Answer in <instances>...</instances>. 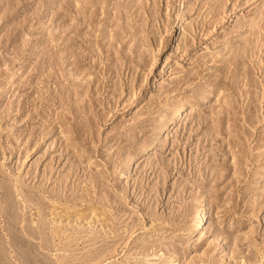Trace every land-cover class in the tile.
Returning a JSON list of instances; mask_svg holds the SVG:
<instances>
[{"label":"rangeland","instance_id":"rangeland-1","mask_svg":"<svg viewBox=\"0 0 264 264\" xmlns=\"http://www.w3.org/2000/svg\"><path fill=\"white\" fill-rule=\"evenodd\" d=\"M0 264H264V0H0Z\"/></svg>","mask_w":264,"mask_h":264},{"label":"bare ground","instance_id":"bare-ground-1","mask_svg":"<svg viewBox=\"0 0 264 264\" xmlns=\"http://www.w3.org/2000/svg\"><path fill=\"white\" fill-rule=\"evenodd\" d=\"M206 213H207V210H206V207H205L203 209V211L199 215V218L197 220L198 224H197L196 228H201L205 224V221H206V219L208 217Z\"/></svg>","mask_w":264,"mask_h":264}]
</instances>
